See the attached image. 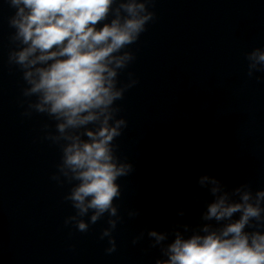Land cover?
Here are the masks:
<instances>
[{"label": "clouds", "instance_id": "obj_1", "mask_svg": "<svg viewBox=\"0 0 264 264\" xmlns=\"http://www.w3.org/2000/svg\"><path fill=\"white\" fill-rule=\"evenodd\" d=\"M6 2L15 9L9 26L15 30L10 41L16 48L9 52V63L22 70L28 85L23 95L35 97L29 100L30 111L25 115L35 111L56 122L55 134L49 132L46 138L59 145L62 153L58 174L52 179L72 185L64 199L71 202L75 214L65 224L74 223L78 231L87 232L90 224L107 214L108 227L100 238H109L105 251L111 254L116 251L112 232L122 219L114 203L121 197L116 181L133 170L116 154L114 141L127 128V121L118 118L120 108L115 102L137 83L129 73V82L118 86V77L135 59L125 49L155 17L148 8L154 0ZM246 59L249 77L264 71V49H253ZM198 182L202 187L210 184L215 197L202 219L220 226L206 223L187 238L176 231L175 239L166 246L162 242L167 234L150 230L151 246L161 245L166 257L155 264H264V231L259 230L264 226V190L253 193L242 185L229 193L217 179L206 175ZM237 213L239 218L233 219ZM128 215L139 213L130 211ZM250 228L254 230L246 231ZM142 237L143 233L132 243Z\"/></svg>", "mask_w": 264, "mask_h": 264}]
</instances>
